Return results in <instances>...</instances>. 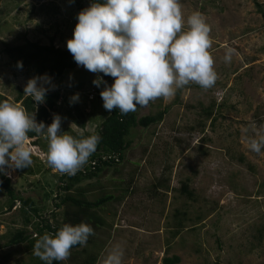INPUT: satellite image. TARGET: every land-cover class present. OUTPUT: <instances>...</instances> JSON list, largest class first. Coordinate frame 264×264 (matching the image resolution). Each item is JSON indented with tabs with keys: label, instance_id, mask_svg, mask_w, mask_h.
I'll list each match as a JSON object with an SVG mask.
<instances>
[{
	"label": "rangeland",
	"instance_id": "1",
	"mask_svg": "<svg viewBox=\"0 0 264 264\" xmlns=\"http://www.w3.org/2000/svg\"><path fill=\"white\" fill-rule=\"evenodd\" d=\"M181 3L185 20L199 11L212 27V53L219 79L211 89L192 83L180 94L177 91L167 100L159 98L141 107L140 117L165 107L169 113L161 126L139 132L120 173L112 168L98 179L84 180L72 195L79 197V188L97 183V189L103 187L119 195L125 186L113 180L130 173L134 176L133 192L105 210L94 211L104 225L91 236V245L72 250L62 264H83L85 256L106 253L116 243L124 247L123 264H164L165 257L173 256L181 258L179 264H264V149L258 154L248 145L250 137L264 135V0ZM79 12L74 0H0V96L12 102L17 88L24 91L29 81L12 69L11 60L1 53L3 43L21 45L26 37L49 45L55 38V45L66 49ZM228 48L235 49L231 63L224 60ZM78 69L86 70L82 66ZM60 80H51L54 89L59 88ZM104 87L103 83L97 86L98 93ZM90 92L79 94L76 102L82 119L94 120L87 129L92 133L108 112L100 93L92 99ZM210 106L214 115L209 119L206 111ZM33 153L32 158L46 160L37 149ZM39 163L33 159L28 167L38 170L36 174H26L27 168H8L7 174L21 198H32L36 206H45L42 211L50 217L56 214L59 224L64 225L67 208H57L55 203L59 202L41 188L56 190L59 173ZM183 186L192 193L191 199ZM1 192L0 187V237L5 236L4 244L21 228L23 213L19 203L17 209L9 211V199ZM100 192H91L88 200L94 201ZM70 210L76 208L71 206ZM27 246L0 250V264H38L40 259Z\"/></svg>",
	"mask_w": 264,
	"mask_h": 264
},
{
	"label": "clouds",
	"instance_id": "2",
	"mask_svg": "<svg viewBox=\"0 0 264 264\" xmlns=\"http://www.w3.org/2000/svg\"><path fill=\"white\" fill-rule=\"evenodd\" d=\"M77 19L67 49L78 66L114 78L110 86L101 76L93 81L98 87L105 85L99 99L109 112L118 109L127 115L159 98L167 100L192 83L211 89L219 79L212 53V27L199 11L185 20L181 0H96L80 11ZM234 52L227 49L225 63H231ZM17 67L23 68L22 61ZM50 84L47 75L33 77L27 82L25 96L36 104L44 103L49 91L46 85ZM90 93L92 99L99 94L98 89ZM78 99L77 93L70 102ZM61 125L58 114L46 126L37 122L35 112H29L22 101H0V173L9 177L8 168H28L33 163L32 154L36 155L34 149L42 154L34 140L29 142V133L35 132L48 140L47 164L60 174L75 175L95 153L100 137H85L81 132L78 138L62 131ZM248 145L261 153L264 135L250 137ZM92 235L95 232L88 223H65L55 234L41 235L32 253L46 264L66 261L72 248L86 246ZM124 255L122 244H113L101 254L99 264H123Z\"/></svg>",
	"mask_w": 264,
	"mask_h": 264
},
{
	"label": "trees",
	"instance_id": "3",
	"mask_svg": "<svg viewBox=\"0 0 264 264\" xmlns=\"http://www.w3.org/2000/svg\"><path fill=\"white\" fill-rule=\"evenodd\" d=\"M93 2H96V0H74L78 11H82L86 8L87 4L91 5ZM98 2H103V0H98ZM42 9H44V6ZM53 9L58 11L56 7ZM261 13L264 15V11H261ZM3 45L4 48L1 53L5 54L11 60L10 64L12 69L20 72L28 80L33 77H43L45 75L50 77L51 80L55 78L61 79L58 89H54L53 83L49 85V91L46 94L44 103L36 104L31 97L25 96V91L21 90V88H17V96L12 102L19 103L22 101L23 106L29 112H35L37 122H43L46 126L49 125L51 118L58 114L62 118V131H69L70 134L77 136L78 138H80L78 134L81 132L84 133L85 137L89 135H97L100 137L97 149L84 165V169H80L75 175L60 173L59 175H56L60 181L57 188L55 186L56 190L53 189V187L51 188L52 191L47 187H41L44 192L47 189L46 192L48 197H54V201L59 202L55 203L57 208H60V206H65L67 208L64 216L65 223L67 222L76 225L85 222L90 224L95 232L99 226L104 225V220L101 217L96 216L94 211L103 207L104 209L102 210H105L108 206H111L114 202L121 199V197L124 198L131 194L133 192L132 184L134 176H131L130 173V175L127 176L128 178L119 177L121 180H124V183H120L118 181L119 178L113 180L121 187L125 186L121 191L119 190V195L113 190L108 191L103 187L97 189L98 185L100 187V183L95 185L89 184L85 187L79 188V197L73 196L72 191H74L75 186L84 180L92 181L98 179L103 173H106V171L112 168L115 169L114 172L120 173L122 168H124L129 161V159L126 158V154L130 152V149L132 151L135 137L139 132L144 130L148 132V129L153 126H161V123H163L165 117L169 113V108L165 107L156 113H150L142 117L139 115V110L141 109L139 106L137 111L129 112L127 115H122L118 109H114L111 112L107 111L108 113L104 114L103 121H99L98 124L94 126L93 132L89 133L87 129L89 125H94L93 123L91 124L94 120L86 121L82 119V110L78 107L77 102H70L72 97L71 94L72 92L81 94L90 90H96L97 86L94 85L93 81L96 80L98 76H101L108 84L114 83L113 77L105 76L103 73L96 74L91 73L88 70L78 69V65L68 49L59 48L55 45V38L50 39L49 45H42L40 42L30 41L26 37L24 38V43L21 45L12 46L7 43H3ZM20 61L23 63L22 69L17 67L18 62ZM180 92L181 89L178 90V94H180ZM3 100L8 99L4 96H0V101ZM211 107L212 106L207 108L206 111V116L209 119L214 115V110ZM29 137L31 140H34L33 145L41 149L42 154L46 157L48 141L43 140L45 136L30 132ZM33 159L36 162H40V167H46V165H48L47 159L45 161L38 157H33ZM51 170L52 169H50V171ZM25 171L22 170V172H25L26 174L32 172H35L36 174L38 170L36 171L32 168H27ZM37 184H39V182ZM161 186L162 184L159 183L158 187ZM0 187L2 189L1 193H5L9 199V211L17 209L16 203H19L20 210L23 213L22 226L15 231L14 234H11L9 241L3 244L2 239L5 236L0 237V250L21 244H27V248L32 250L36 240L41 235L45 232L55 234L63 226L59 224L58 216L56 214H53V217H50L48 212L46 213L45 211H42V208L45 206H36L32 198H21L18 195V192L13 188L10 178L4 173H0ZM183 188L191 199L193 197L192 193L188 191L186 186H183ZM94 191L101 192L95 197L96 199L94 201L88 200L87 197L88 195L90 196L91 192L92 195H96ZM71 206L76 208V210L71 211ZM179 227L182 228L181 225ZM90 239L91 236L87 241L88 245L92 243ZM80 247L82 246L76 245L72 250ZM84 252H86V250H84ZM85 257L86 259H84L83 264H97L101 255L99 254L97 256L95 253ZM37 261L38 264H46V262L42 260ZM62 262L63 261H53V264H62ZM180 262L181 258L178 256L165 257L163 260L164 264H179Z\"/></svg>",
	"mask_w": 264,
	"mask_h": 264
}]
</instances>
